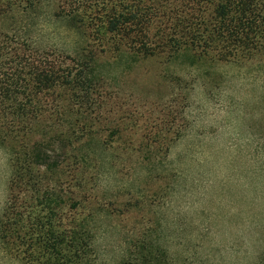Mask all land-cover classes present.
I'll list each match as a JSON object with an SVG mask.
<instances>
[{
	"label": "trees",
	"instance_id": "1",
	"mask_svg": "<svg viewBox=\"0 0 264 264\" xmlns=\"http://www.w3.org/2000/svg\"><path fill=\"white\" fill-rule=\"evenodd\" d=\"M43 1L0 0V143L9 146L10 163L0 259L96 264L94 206L103 209V180L116 175L107 141L121 134L108 115L115 97L98 54L134 61L264 58V0H52L53 16L94 42L74 57L35 48L6 27ZM178 139L165 131L147 138L157 149L145 148L158 157ZM161 254L144 239L122 264H161Z\"/></svg>",
	"mask_w": 264,
	"mask_h": 264
},
{
	"label": "rangeland",
	"instance_id": "2",
	"mask_svg": "<svg viewBox=\"0 0 264 264\" xmlns=\"http://www.w3.org/2000/svg\"><path fill=\"white\" fill-rule=\"evenodd\" d=\"M54 11L46 0L5 25L53 53L93 47ZM98 58L121 134L107 141L116 175L103 180V209L94 206L96 264H122L144 239L161 250V264H263L264 58ZM165 131L179 139L150 155L145 147L157 148L147 138ZM9 175V146L0 143V215Z\"/></svg>",
	"mask_w": 264,
	"mask_h": 264
}]
</instances>
